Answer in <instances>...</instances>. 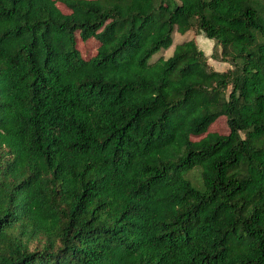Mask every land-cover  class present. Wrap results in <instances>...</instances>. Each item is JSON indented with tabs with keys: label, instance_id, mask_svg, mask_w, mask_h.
<instances>
[{
	"label": "trees",
	"instance_id": "16d2710c",
	"mask_svg": "<svg viewBox=\"0 0 264 264\" xmlns=\"http://www.w3.org/2000/svg\"><path fill=\"white\" fill-rule=\"evenodd\" d=\"M61 2L0 0V264H264V0Z\"/></svg>",
	"mask_w": 264,
	"mask_h": 264
},
{
	"label": "rangeland",
	"instance_id": "374dc122",
	"mask_svg": "<svg viewBox=\"0 0 264 264\" xmlns=\"http://www.w3.org/2000/svg\"><path fill=\"white\" fill-rule=\"evenodd\" d=\"M57 6L60 8L61 11L67 12L68 9L66 6L61 2V0H55ZM194 29H188L184 33H178L176 31L173 32L172 35V43L171 46L168 48L158 51L152 56V59H155L158 56H167L172 49V46L174 43L179 42L184 39L193 38L196 45L202 49L204 54L206 55L207 62L215 69H225L228 67V63L226 61L220 60L219 57V46L215 44L214 40L212 38L206 37L202 32L200 31H193ZM98 45V41L93 38L89 37L85 40H81L77 37L76 39V46L79 49V52L83 58H87L91 56L96 49V46ZM217 57V58H216ZM227 126L225 123V117L224 115H220L216 117V119L207 127V131H217V132H226ZM200 135L192 136V138H197ZM198 169L195 167H192L187 173H185V176H188L193 184H197ZM196 182V183H195Z\"/></svg>",
	"mask_w": 264,
	"mask_h": 264
}]
</instances>
